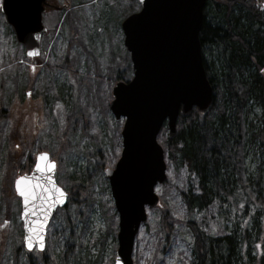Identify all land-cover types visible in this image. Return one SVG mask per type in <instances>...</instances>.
<instances>
[{
	"label": "rangeland",
	"instance_id": "1",
	"mask_svg": "<svg viewBox=\"0 0 264 264\" xmlns=\"http://www.w3.org/2000/svg\"><path fill=\"white\" fill-rule=\"evenodd\" d=\"M52 1L65 9L44 14L48 34L42 40L41 57L30 62L4 21L0 0V131L5 142L12 130L10 135L15 131L19 138L27 137L36 145L42 144L58 164V184L69 194L67 205L54 215L48 226L45 251H33L32 258L42 257L44 264H53L47 258L51 249L57 257L55 264H114L118 240L111 225L119 218L118 214L109 212L114 201L104 164L115 161V156L121 154L124 120L114 119L106 108L108 97L104 98L96 88L100 76L109 90L110 82L118 75L122 80L133 77L122 23L139 11L140 3L138 0ZM43 63L53 67L45 68ZM256 114L258 111L254 110L248 121H254ZM20 146V140L15 139L13 152H18ZM6 150V144L0 146V264H27L29 252L23 245L22 206L13 189L18 172L6 165L7 159L3 157ZM257 165L249 149L246 169L250 177L256 175ZM169 168L167 173L174 186L175 173L172 166ZM71 172L81 176L85 183L84 186L80 183L75 198ZM169 189L167 185L156 188L159 197L167 195L168 203L161 197V206L149 213L147 223L139 230L134 248L139 264H156L157 259L160 264H183L180 252L186 253L184 257L189 254L188 242L177 238L180 236L167 243L162 255L158 253L161 239L154 234L160 227L157 213L171 206ZM174 204L175 212L184 216L176 196ZM226 224L228 228L233 226L229 221Z\"/></svg>",
	"mask_w": 264,
	"mask_h": 264
},
{
	"label": "trees",
	"instance_id": "2",
	"mask_svg": "<svg viewBox=\"0 0 264 264\" xmlns=\"http://www.w3.org/2000/svg\"><path fill=\"white\" fill-rule=\"evenodd\" d=\"M200 40L214 102L207 113L194 111L191 117L181 116L174 138L169 137L166 125L158 135L167 171L172 166L175 173L174 186L169 173L167 182L160 186H170L171 206L157 213L160 227L154 234L161 239L158 253L162 255L167 243L179 238L189 245L188 256L180 252L183 264H264V0H207ZM43 64L45 68L52 66ZM102 79L96 91L108 97V110L113 99L111 90L122 79L119 75L112 79L110 90ZM254 110L258 115L249 122ZM11 132L5 142L0 131V146L6 144L8 149L3 155L6 165L18 176L28 174L36 152L47 150L33 139L23 134L19 138L17 132ZM15 139L21 143L18 152L12 150ZM249 149L258 164L252 177L246 169ZM115 157L104 166L114 168L120 154ZM70 174L75 198L85 183L75 172ZM175 196L180 199L184 216L175 212ZM161 197L168 203L167 195ZM113 210L109 212L117 216ZM151 212L156 209L148 211V218ZM117 227L118 221L113 222L114 235ZM48 253L47 258L55 264L57 257L51 249ZM32 257L29 253L27 264H44L42 257ZM136 258L134 253V264H139Z\"/></svg>",
	"mask_w": 264,
	"mask_h": 264
},
{
	"label": "water",
	"instance_id": "3",
	"mask_svg": "<svg viewBox=\"0 0 264 264\" xmlns=\"http://www.w3.org/2000/svg\"><path fill=\"white\" fill-rule=\"evenodd\" d=\"M139 2L141 10L122 24L134 76L128 83L116 84L110 103L115 120L125 119L121 157L114 169L105 170L119 216L115 264H134L135 239L147 222V207L160 206L155 188L167 181L164 150L158 142L163 126L167 125L169 137L174 138L180 116L191 117L194 110L207 113L214 102L200 40L207 0ZM45 3L46 0L2 1L4 21L31 59L40 55L41 39L47 33L42 23ZM45 153L37 155L36 163L43 168L50 161L54 167L41 172L35 163L30 174L20 176L27 177L31 183L26 187L37 197L30 202L26 217L23 198L14 183L22 203L23 241L29 252L35 248L45 250L47 227L57 209L65 207L68 200L55 178L56 162L48 153V161H38ZM56 188L65 193L62 200L55 198ZM30 227L37 231L30 232Z\"/></svg>",
	"mask_w": 264,
	"mask_h": 264
},
{
	"label": "snow or ice",
	"instance_id": "4",
	"mask_svg": "<svg viewBox=\"0 0 264 264\" xmlns=\"http://www.w3.org/2000/svg\"><path fill=\"white\" fill-rule=\"evenodd\" d=\"M48 160H49V158H48V155L46 153L41 154L38 157V161H48ZM52 167H54V163H52L50 161H49L48 165H46L43 168L41 167V164L39 162L36 163L37 170L41 171V172H45L48 170V168H52ZM30 183L31 182L27 179V177H19L15 181L16 191H17L18 195L23 198V204L25 206V212H24L25 217L29 214L28 207H29L30 202L37 199V197L34 194V191H32L31 189L26 187V185H29ZM47 191H52V190H47ZM54 191L56 193V197H55L56 199L62 200L65 197V193L61 189L56 188ZM47 198L48 197H46V199ZM29 230H30V232H36L37 231L36 228H31V227L29 228ZM26 239H30V237L26 238ZM28 246L31 250L32 246L31 245H28ZM41 250H43L42 244H41ZM117 264H119V262H117Z\"/></svg>",
	"mask_w": 264,
	"mask_h": 264
},
{
	"label": "flooded vegetation",
	"instance_id": "5",
	"mask_svg": "<svg viewBox=\"0 0 264 264\" xmlns=\"http://www.w3.org/2000/svg\"><path fill=\"white\" fill-rule=\"evenodd\" d=\"M60 7L55 5L52 0H46L45 3V13H47L50 10H56L59 11Z\"/></svg>",
	"mask_w": 264,
	"mask_h": 264
}]
</instances>
